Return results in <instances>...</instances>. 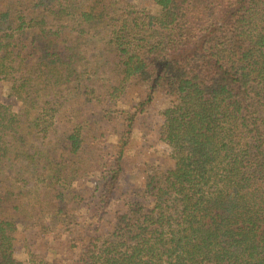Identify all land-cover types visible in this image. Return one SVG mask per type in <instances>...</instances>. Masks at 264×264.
I'll return each mask as SVG.
<instances>
[{"label":"trees","instance_id":"obj_1","mask_svg":"<svg viewBox=\"0 0 264 264\" xmlns=\"http://www.w3.org/2000/svg\"><path fill=\"white\" fill-rule=\"evenodd\" d=\"M154 1L0 0V264L21 229L66 264H264V0ZM161 96L175 156L127 195Z\"/></svg>","mask_w":264,"mask_h":264},{"label":"rangeland","instance_id":"obj_2","mask_svg":"<svg viewBox=\"0 0 264 264\" xmlns=\"http://www.w3.org/2000/svg\"><path fill=\"white\" fill-rule=\"evenodd\" d=\"M126 1L136 7L141 14L151 17L161 14V8L156 6L154 0ZM0 94L3 95L7 103H11L12 99L8 97L9 88L3 82H0ZM130 94L129 99L133 98V92ZM140 98H144V93L140 95ZM179 106L180 102L177 99H168L161 96L139 120L128 156L129 176L127 175L125 182L122 184L123 191L128 192L127 195L132 196L131 192L137 188L149 191V181L146 178L152 173V165H157L158 162L164 164L172 163L175 156L174 146L160 142L158 139L159 114L167 109L175 111ZM15 110L17 109L15 108ZM116 141V136L111 138L112 143L116 144ZM129 197L127 196V198ZM103 235L101 232V239L104 237ZM63 240L64 238L59 242V239H56L54 234L40 236L33 234L32 231L21 229L13 247L15 248V255L24 264H40L42 260L53 264H56L57 261H62L63 264H66L64 261L68 252L64 246H61Z\"/></svg>","mask_w":264,"mask_h":264}]
</instances>
